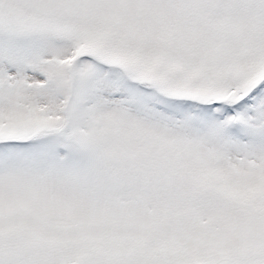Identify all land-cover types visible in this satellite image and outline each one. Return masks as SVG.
Here are the masks:
<instances>
[{"label":"snow or ice","instance_id":"6c2138e0","mask_svg":"<svg viewBox=\"0 0 264 264\" xmlns=\"http://www.w3.org/2000/svg\"><path fill=\"white\" fill-rule=\"evenodd\" d=\"M0 264H264V0H0Z\"/></svg>","mask_w":264,"mask_h":264}]
</instances>
